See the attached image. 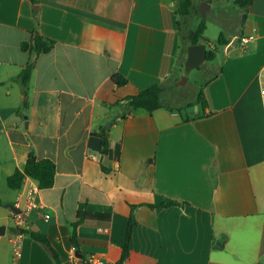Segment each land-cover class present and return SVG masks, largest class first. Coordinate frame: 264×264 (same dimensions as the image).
I'll use <instances>...</instances> for the list:
<instances>
[{"label": "crops", "instance_id": "1", "mask_svg": "<svg viewBox=\"0 0 264 264\" xmlns=\"http://www.w3.org/2000/svg\"><path fill=\"white\" fill-rule=\"evenodd\" d=\"M175 4L0 0V264H54L30 236L19 257L10 240L16 216L5 204L37 183L26 177L12 190L6 178L29 151L52 160L55 174L37 189L23 227L46 235L61 264H71L68 224L83 209L110 219L80 223V251L114 264L131 205L136 224L122 264H264V0L240 8L244 22L222 32L228 42L252 38L234 56L218 48L203 87L207 116L113 105L184 64ZM34 29L55 44L37 56L24 87L18 75L30 56L20 43ZM115 72L124 85L112 82ZM163 201L175 204L147 205Z\"/></svg>", "mask_w": 264, "mask_h": 264}, {"label": "trees", "instance_id": "2", "mask_svg": "<svg viewBox=\"0 0 264 264\" xmlns=\"http://www.w3.org/2000/svg\"><path fill=\"white\" fill-rule=\"evenodd\" d=\"M31 1L32 3L37 2V0H31ZM250 2L251 0H235V4L238 5L240 8L247 7L250 4ZM193 12H199L198 7L195 6L193 3V0H176L175 14H177L179 18L185 19ZM180 20L181 19L177 20V28L179 35H180V24H181ZM205 29H206V24L202 19L197 23L196 27L193 30H190L186 35H180L181 40L183 42L181 49L185 54L187 45L204 42L207 47L205 61H212L215 58L218 48L228 43V38H226L224 34L221 32L218 34L217 38L213 43H209L208 41H206V39L203 36ZM54 44H55L54 40L40 35L35 29L31 31V35L29 39L23 40L20 43V48L23 51L27 52L30 56L29 61L26 63V65L23 67V69L20 71L18 75V78L24 87L27 86V83L30 79L37 56H39L42 53L49 52L54 47ZM182 63L183 61L180 63V65L177 68L179 73L183 66ZM199 68L200 66L197 67V69ZM178 76L176 77V80L178 79ZM213 77L214 75H210L206 77V79L201 84L202 88L198 90L194 99L190 102H186L181 107H178L174 104H170L166 102L165 99L163 98V93L165 92V87L163 85L164 81L140 89L135 94L127 95L124 98L116 101V103H114L113 105L124 107L127 113L136 109H143L147 112H152L156 109L164 108L170 111H175V110L183 111L185 118L204 117L207 116L209 113L204 112L207 103L204 96L203 87ZM111 80L117 86L124 85L127 82V79L123 75L117 72L111 75ZM193 104L198 105L199 109L196 112H187L186 107ZM123 117L124 116H122V118ZM98 136L100 138V153L106 155L108 152V148L110 146V141L107 135L103 131L100 132ZM54 174H55V164L52 160L48 158L38 159L32 151H29L23 169L20 170L16 168L9 176H7L6 184L10 189L18 190L21 188L24 178L29 177L34 181H36L37 187L39 189H45L52 186L54 181ZM172 204H175V202L163 201L157 204H147V205L151 208H154V207H167ZM134 208L135 205H131V213L127 218V225L124 234V242L121 245L120 256L114 264H122L129 255L130 239L133 228L136 224V221L133 217ZM90 219L107 221L110 219V216L105 213L89 212L83 209L77 212L76 220L68 224L69 240L74 250L81 253V256L79 257V261L81 263L85 260L86 256L82 251H80L77 229L80 223ZM11 230L15 232H21L23 235H28L33 240L39 242L50 255L53 263L61 264V260L59 258L57 251L52 247L46 235L38 231H33L30 227L28 228L12 227Z\"/></svg>", "mask_w": 264, "mask_h": 264}, {"label": "rangeland", "instance_id": "3", "mask_svg": "<svg viewBox=\"0 0 264 264\" xmlns=\"http://www.w3.org/2000/svg\"><path fill=\"white\" fill-rule=\"evenodd\" d=\"M203 1L209 5L208 8L204 6V14H201L199 11L193 12L185 19L178 17V19H181L180 35H186L190 30H193L196 27L197 23L200 20L203 19L206 24V29L203 36L206 41H208L209 43H213L220 31L228 32V30L234 27V24L239 22V19L240 21L242 20L243 13H240L241 9L238 5L235 4V0H193V3L199 9ZM180 35L178 36V40L179 46L182 47L183 42ZM181 52L184 55L183 50ZM212 63L213 62L211 61H205L199 69L195 68L191 70L186 74L187 80L181 85H178V81L180 79V76L182 75L181 72H184V68H181L180 73L176 69L172 73V75L163 82V85L165 87L163 98L165 99V101L178 107L183 106L186 102L192 101L198 90L202 88L201 84L209 74L208 69H214ZM177 76L178 79L176 80ZM5 145V139L1 137L0 147H4ZM1 158L3 157L0 153V160ZM6 189L10 191L9 188Z\"/></svg>", "mask_w": 264, "mask_h": 264}, {"label": "built area", "instance_id": "4", "mask_svg": "<svg viewBox=\"0 0 264 264\" xmlns=\"http://www.w3.org/2000/svg\"><path fill=\"white\" fill-rule=\"evenodd\" d=\"M240 37V45H244L252 38V35H239ZM261 74L264 75V66L261 69ZM261 94L264 95V88L261 89ZM38 187L31 185L26 187L24 191L20 193L14 205L21 209V212L16 214V222L14 227L24 228L23 224L25 223V217L27 216L28 212L32 208H37L38 204L35 202V194L37 192ZM47 218L48 215H45ZM24 235L21 232H15L11 235V242L13 244L14 254L15 257H19L21 255L20 250V240ZM71 264H107V262L96 256L94 254L88 255L85 260L81 263L79 261V257L75 255V250L72 247V254H71Z\"/></svg>", "mask_w": 264, "mask_h": 264}, {"label": "water", "instance_id": "5", "mask_svg": "<svg viewBox=\"0 0 264 264\" xmlns=\"http://www.w3.org/2000/svg\"><path fill=\"white\" fill-rule=\"evenodd\" d=\"M204 6H206L207 8L209 7V5L206 2H202L200 7H199V11L201 14H204L205 12V8ZM245 19V14H242V20L241 23L244 22ZM206 44L204 42L198 43V44H189L186 47V58L183 64V68H184V74H182L180 76V79L178 81V85L183 84L187 78H186V74L189 73L191 70L201 66L205 60H206ZM225 51L226 53H228L229 56H234L238 53L242 52V49L240 47V37L239 35L233 37L225 46ZM198 109V106L196 104L193 105H189L186 107V111L187 112H192V111H196ZM108 122L105 124L106 126H108ZM6 207H8L12 212L18 214L21 212V209L19 207H17L16 205H14L13 203H6L5 204ZM5 231V227L4 226H0V235H3ZM75 255L77 257L81 256V253L78 251H75Z\"/></svg>", "mask_w": 264, "mask_h": 264}]
</instances>
